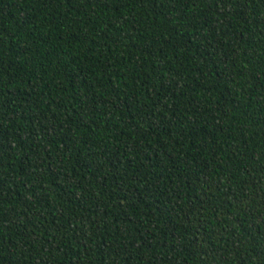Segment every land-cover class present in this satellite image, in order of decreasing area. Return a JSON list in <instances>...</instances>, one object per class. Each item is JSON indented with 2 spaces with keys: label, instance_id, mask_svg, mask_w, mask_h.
I'll return each instance as SVG.
<instances>
[{
  "label": "trees",
  "instance_id": "16d2710c",
  "mask_svg": "<svg viewBox=\"0 0 264 264\" xmlns=\"http://www.w3.org/2000/svg\"><path fill=\"white\" fill-rule=\"evenodd\" d=\"M0 264H264V0H0Z\"/></svg>",
  "mask_w": 264,
  "mask_h": 264
}]
</instances>
